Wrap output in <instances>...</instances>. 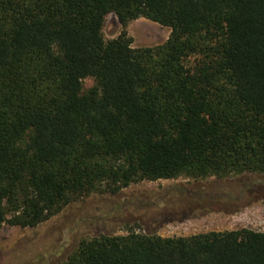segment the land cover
Returning <instances> with one entry per match:
<instances>
[{
	"label": "trees",
	"instance_id": "obj_1",
	"mask_svg": "<svg viewBox=\"0 0 264 264\" xmlns=\"http://www.w3.org/2000/svg\"><path fill=\"white\" fill-rule=\"evenodd\" d=\"M110 14L123 30L106 40ZM140 18L170 38L133 48ZM247 173L264 175V0H0V229L143 181ZM60 264H264V232L130 230Z\"/></svg>",
	"mask_w": 264,
	"mask_h": 264
},
{
	"label": "rangeland",
	"instance_id": "obj_2",
	"mask_svg": "<svg viewBox=\"0 0 264 264\" xmlns=\"http://www.w3.org/2000/svg\"><path fill=\"white\" fill-rule=\"evenodd\" d=\"M123 28L115 14L107 16L106 40ZM132 47H153L171 36L169 27L140 18L127 27ZM94 80H84L89 89ZM249 228L264 232V175L243 174L143 181L119 194H92L35 228L5 224L0 229V264H60L80 242L134 230L168 237Z\"/></svg>",
	"mask_w": 264,
	"mask_h": 264
}]
</instances>
